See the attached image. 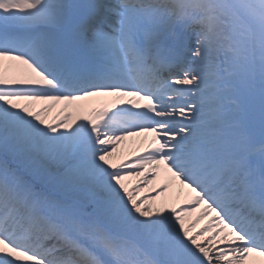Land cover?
<instances>
[{"label": "snow or ice", "instance_id": "6c2138e0", "mask_svg": "<svg viewBox=\"0 0 264 264\" xmlns=\"http://www.w3.org/2000/svg\"><path fill=\"white\" fill-rule=\"evenodd\" d=\"M0 264H264V0H0Z\"/></svg>", "mask_w": 264, "mask_h": 264}, {"label": "bare ground", "instance_id": "6f19581e", "mask_svg": "<svg viewBox=\"0 0 264 264\" xmlns=\"http://www.w3.org/2000/svg\"><path fill=\"white\" fill-rule=\"evenodd\" d=\"M81 103H83L88 108H95V107L102 106L100 98H91V99H89L87 101H83ZM58 109H59V105L52 110L51 115H55L56 112L58 111ZM146 135H149V134H146ZM144 139H145V137L143 138L142 136H139V137H129V138L121 141L118 145H116V160L120 156V154L123 153V151L132 150L138 144L137 140H140V142H142ZM139 144H142V143H139ZM137 179L138 178L131 177V178H129V182H131V183H133V185H135V182L137 181ZM159 182H160V180L157 179L156 183L158 184ZM153 183L144 185L142 190L140 191V194L143 195V196L144 195H149L150 196L152 194V190L154 188L152 186ZM170 195H172V193H165V194H162L160 198L162 199L165 196H170ZM199 211H200V209L198 208L195 211H193L189 216H187L185 218L186 225L192 223V221L195 220L196 216L198 215L197 213ZM205 219H206V217H205ZM206 221L207 220L200 221L199 224L195 225V228L193 230L194 231L199 230L198 228L202 227L206 223Z\"/></svg>", "mask_w": 264, "mask_h": 264}, {"label": "rangeland", "instance_id": "374dc122", "mask_svg": "<svg viewBox=\"0 0 264 264\" xmlns=\"http://www.w3.org/2000/svg\"><path fill=\"white\" fill-rule=\"evenodd\" d=\"M69 2H72V3H85L87 2V0H69ZM105 3H110V4H114L117 2V0H104ZM126 183L129 184L128 181H126ZM130 185V184H129Z\"/></svg>", "mask_w": 264, "mask_h": 264}]
</instances>
